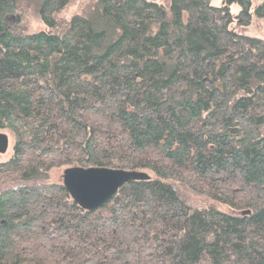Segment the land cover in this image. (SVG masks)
Masks as SVG:
<instances>
[{
  "label": "trees",
  "instance_id": "1",
  "mask_svg": "<svg viewBox=\"0 0 264 264\" xmlns=\"http://www.w3.org/2000/svg\"><path fill=\"white\" fill-rule=\"evenodd\" d=\"M74 1L0 0V264H264V0ZM70 167L151 179L86 212Z\"/></svg>",
  "mask_w": 264,
  "mask_h": 264
},
{
  "label": "water",
  "instance_id": "2",
  "mask_svg": "<svg viewBox=\"0 0 264 264\" xmlns=\"http://www.w3.org/2000/svg\"><path fill=\"white\" fill-rule=\"evenodd\" d=\"M9 147V136L0 132V155L7 154ZM150 179L145 172L109 168L70 167L62 174L64 188L73 202L86 212L102 208L124 185Z\"/></svg>",
  "mask_w": 264,
  "mask_h": 264
},
{
  "label": "rangeland",
  "instance_id": "3",
  "mask_svg": "<svg viewBox=\"0 0 264 264\" xmlns=\"http://www.w3.org/2000/svg\"><path fill=\"white\" fill-rule=\"evenodd\" d=\"M41 0H23L26 4H29L30 2H40ZM89 2L91 0H76L73 3H71L64 11L63 13V18L70 20L75 14H79L83 8H84V3ZM159 3L163 4H168L170 3L169 0H157ZM260 2V1H259ZM213 4L215 6L220 5L219 0H214ZM34 9V8H32ZM33 11V10H32ZM234 12L238 13L239 8L234 7ZM16 24V19L12 16L8 17V25H15ZM28 25L30 23H27ZM47 28L45 25H40L37 30L35 31H45ZM244 35L256 38V39H261L264 41V22L262 21H254L251 27L247 28L245 32H243ZM11 141H10V147L9 151L5 155H0V162H3L7 160L11 156ZM55 174L52 173L50 174V182H55ZM185 197L190 201V205L193 207H198L202 208L203 206H206V200L204 197L194 193V192H188V194L185 193ZM226 210V209H225Z\"/></svg>",
  "mask_w": 264,
  "mask_h": 264
}]
</instances>
